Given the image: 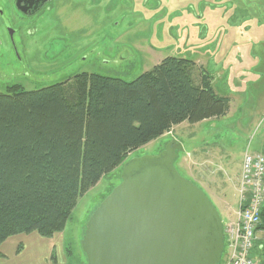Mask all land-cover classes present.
Masks as SVG:
<instances>
[{"label":"rangeland","instance_id":"1","mask_svg":"<svg viewBox=\"0 0 264 264\" xmlns=\"http://www.w3.org/2000/svg\"><path fill=\"white\" fill-rule=\"evenodd\" d=\"M1 7L14 15L12 0H0ZM247 7L244 14L242 0H55L34 17L15 16L20 21L13 37L16 45H0V94H6L10 84L27 91L68 85L81 73L132 82L168 57L197 62L216 95L231 100L224 117L195 128L193 144L197 148L199 140L212 154L206 169L235 217L243 155L264 156V2L249 0ZM3 32L7 29L0 24V39ZM170 133L184 144L175 167L190 180L178 165L192 147L179 130L129 158L160 153ZM121 168L102 178L70 211L63 231L67 264H86L80 248L86 222L120 183ZM207 196L225 225V209ZM257 238L260 241L264 233ZM257 256L255 251L252 257ZM226 257L225 249L221 260Z\"/></svg>","mask_w":264,"mask_h":264},{"label":"trees","instance_id":"2","mask_svg":"<svg viewBox=\"0 0 264 264\" xmlns=\"http://www.w3.org/2000/svg\"><path fill=\"white\" fill-rule=\"evenodd\" d=\"M228 109L196 63L175 57L132 82L81 73L68 85L0 94V245L62 233L76 202L133 152Z\"/></svg>","mask_w":264,"mask_h":264},{"label":"water","instance_id":"3","mask_svg":"<svg viewBox=\"0 0 264 264\" xmlns=\"http://www.w3.org/2000/svg\"><path fill=\"white\" fill-rule=\"evenodd\" d=\"M182 145L128 159L120 183L88 218L86 264H219L221 218L204 192L178 173Z\"/></svg>","mask_w":264,"mask_h":264},{"label":"crops","instance_id":"4","mask_svg":"<svg viewBox=\"0 0 264 264\" xmlns=\"http://www.w3.org/2000/svg\"><path fill=\"white\" fill-rule=\"evenodd\" d=\"M195 63L197 64V62ZM230 109L231 100L229 99L228 112ZM209 121L211 120L194 125L182 123L172 128V131L179 130L181 137L183 136L184 140L190 141L189 145L192 147V149L186 152V155L181 158L178 166L181 171L184 170L191 181L196 183L207 195H210L212 199L223 206L227 213L226 220H232L234 217H231V214H234V211L230 210V207L225 203V195L220 193L214 185L215 179L213 173L206 169L208 160L211 158L212 154L207 149H203L204 146L199 144V140L197 148H195L193 144L196 139L195 132H197L195 128ZM190 129L193 130L192 133H189ZM180 143L182 146L184 145L182 142ZM236 192H238V186ZM0 255V264H52L51 259L53 255L56 264H67L64 232L57 233L50 239L42 238L35 233L12 236L0 245Z\"/></svg>","mask_w":264,"mask_h":264},{"label":"built area","instance_id":"5","mask_svg":"<svg viewBox=\"0 0 264 264\" xmlns=\"http://www.w3.org/2000/svg\"><path fill=\"white\" fill-rule=\"evenodd\" d=\"M239 186V211L236 219L225 227L227 257L223 264H260L251 255L254 235L264 207V157L262 155L249 153L244 155Z\"/></svg>","mask_w":264,"mask_h":264},{"label":"flooded vegetation","instance_id":"6","mask_svg":"<svg viewBox=\"0 0 264 264\" xmlns=\"http://www.w3.org/2000/svg\"><path fill=\"white\" fill-rule=\"evenodd\" d=\"M243 1V12L244 14L248 11L247 3L249 0ZM259 2H264V0H257ZM55 0H12V7L14 15L5 14V10L0 8V24L7 32H3V37L0 39V45H16L13 37L15 33V29L19 27L18 22L15 18L18 14L20 15V19L34 17L37 13L44 9L47 4L54 3ZM8 33V34H7ZM10 39V42H9ZM13 88L24 89V86L20 84H10L5 88V93ZM259 233H264V228H262ZM256 250L258 251L259 256L264 260V238L255 245Z\"/></svg>","mask_w":264,"mask_h":264}]
</instances>
